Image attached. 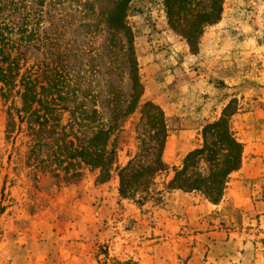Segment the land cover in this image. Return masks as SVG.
<instances>
[{"label":"rangeland","instance_id":"1","mask_svg":"<svg viewBox=\"0 0 264 264\" xmlns=\"http://www.w3.org/2000/svg\"><path fill=\"white\" fill-rule=\"evenodd\" d=\"M29 1L31 13L45 1L41 19L38 15L29 17L33 24L41 22L42 37L46 32L55 36L59 26L51 29V23H57L53 16L57 17L59 10L71 12L70 23L85 21V0H67L55 7L51 3L55 0ZM121 1L92 0L98 16L88 28H78L77 32L76 27L68 28L67 37L81 45L73 49L72 73L77 75L84 65L100 72L91 88L104 94L108 88L104 79L112 73L110 82L127 97L134 81L129 76L130 58L122 51L126 39L121 35L112 52L113 37L104 22L108 11ZM201 2L208 0H192L191 4ZM123 8L132 29L134 61L144 100L161 107L167 118L170 151L165 162L169 177L163 174L150 192H130L123 198L118 172L102 175L75 162L80 167L72 168L66 180L57 164L46 169L30 168L26 140L19 135L15 140L7 138L10 103L0 91V264H205L209 246L217 240L212 232L232 234L237 243L229 253L231 260L224 264H264V228H260V216L254 211L239 209L225 200L221 209L204 216L193 227H180L177 222L171 226L159 214L172 198L164 183L174 180V170H183L191 152L205 148L204 128L220 119L227 105L234 103L228 116L238 112L230 125L239 142L237 116L264 111V0H224L221 22L207 27L190 43L170 26L165 0H126ZM98 24L101 29L96 32L93 26ZM63 31L60 28L58 35ZM230 35L253 40L250 48L245 46L229 54L234 51L228 44ZM89 41L97 54L87 52ZM45 51L43 47L34 50L29 59L44 62ZM76 101L94 108L93 101L87 102L81 95ZM152 119L147 123L137 112L115 135L118 168L124 169L141 153L146 164L152 158L154 144H149V132L157 118ZM216 140L208 136V145L213 148ZM230 144L228 138L222 139L218 159L231 152ZM46 153L40 159L46 158ZM215 165L213 160H202L195 168L189 167L188 174L199 171L209 177ZM57 171L61 178L55 176ZM75 173L78 177H71ZM188 194L193 204L208 201L201 192Z\"/></svg>","mask_w":264,"mask_h":264},{"label":"trees","instance_id":"2","mask_svg":"<svg viewBox=\"0 0 264 264\" xmlns=\"http://www.w3.org/2000/svg\"><path fill=\"white\" fill-rule=\"evenodd\" d=\"M66 1L55 0L51 3L55 7ZM125 1H121L113 10L108 11L104 22L113 37L110 42L112 52L117 48L121 35L126 39L122 51H126L130 58L129 76L134 81L133 91L127 97L123 95V90L110 82L112 73L106 74L107 79H104V86L108 85L105 94L91 88L100 72L89 65H84L77 75L72 73L73 49L81 45L74 38L67 37L68 28L76 27L74 31L77 32L81 28L89 27L91 20L98 16L92 0H85L83 3L85 8L83 24L70 23L71 12L59 10L57 17L53 16L57 23L54 21L51 23V29L59 26L54 32L55 36L46 32L43 37L39 29L41 22L33 24L29 17L38 15L40 20L45 1L37 6L39 9L36 8L35 12L31 13L29 0H0V91L5 102L10 103L7 112L9 120L7 138L15 140L19 135L26 140L30 168L46 169L57 164L56 168L65 172L66 180L72 168L80 167L75 162L84 164L92 170H99L102 175L118 172L120 194L123 198H127L126 195L130 192L134 194L150 192L151 187L156 186L157 180L163 174L167 178L170 174L165 162L170 134L167 118L161 107L144 100V87L137 75V62L134 61L132 29L126 21L127 9L123 8ZM165 1L170 26L179 30L181 37L188 43L202 35L207 27L214 26L222 20L224 0H208L207 3H197L196 6H192V0ZM93 27L99 29V24ZM60 28L64 31L58 35ZM97 28L96 32H99L101 28L99 30ZM90 43L93 42L88 43L90 50H85L89 54H97L98 52L92 51ZM41 47L46 50L47 60L40 63L31 62L29 54ZM73 88L75 90H72ZM80 95L87 102L93 101L94 108H90L89 103L80 104L76 101ZM233 105V102L227 105L223 116L204 128L205 148L191 152L183 170H174V180L164 183L170 196L177 192H201L209 202L219 205L232 176L242 167L241 156L244 146L238 141L230 125V121L238 112L231 117L228 116V111L233 109ZM137 112L143 115L147 123L153 120V116L157 118L155 127H151L149 132L151 140L149 144H154L150 149L153 151L150 152L152 158L147 159L146 164L141 153L127 167L120 169L117 167L118 152L114 137ZM208 136L217 139L213 148L212 145H208ZM223 138L231 141L232 149L221 156L223 160L221 164V159H218L221 154L218 145ZM44 151L47 152V157L40 159ZM202 160L216 162V170L211 169L209 177L203 176L199 171L190 176L189 167L195 168ZM59 171L55 175L57 178H61ZM78 175L79 173H75L71 177Z\"/></svg>","mask_w":264,"mask_h":264},{"label":"crops","instance_id":"3","mask_svg":"<svg viewBox=\"0 0 264 264\" xmlns=\"http://www.w3.org/2000/svg\"><path fill=\"white\" fill-rule=\"evenodd\" d=\"M228 41L234 50L229 54H233L245 46L250 48L253 40L240 38V35H230ZM236 120L237 125H240L238 137L244 146L243 164L232 176L222 203L213 205L209 201H203L193 204V197L190 194L174 193L167 208L159 211L161 216L168 219L169 225H177V222L180 227L196 226L204 216L221 209L225 200H228L239 209L254 211L260 216V228H264V111L244 112L237 116ZM169 151L170 147L167 146V153ZM180 214L183 216L180 217ZM210 235L217 240L209 246L205 264L229 262L231 260L229 253L237 244L230 237L232 234L212 232ZM189 264H192V261Z\"/></svg>","mask_w":264,"mask_h":264}]
</instances>
